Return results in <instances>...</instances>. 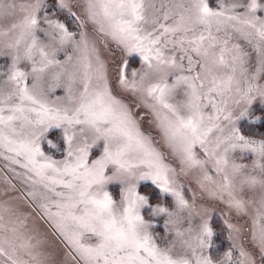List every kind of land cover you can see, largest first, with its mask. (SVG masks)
<instances>
[{
  "label": "snow or ice",
  "instance_id": "snow-or-ice-1",
  "mask_svg": "<svg viewBox=\"0 0 264 264\" xmlns=\"http://www.w3.org/2000/svg\"><path fill=\"white\" fill-rule=\"evenodd\" d=\"M50 8L76 16L68 0H51V5L49 0L19 4L0 0V21L20 14L8 27L0 28V42L10 37L3 48L12 50H0V57L10 60L0 69V155L7 153L5 158L20 164L33 185H41L51 194L39 206L72 248L68 255L78 257L82 264H232L231 250L219 259L209 254L215 242L214 228L207 218L194 223L199 215L195 200L189 204L184 199L176 180L168 175L174 170L163 162L150 137L139 130L129 106L112 94L95 47L91 48L94 70L87 55L74 70L68 68L71 56L64 62L57 59L70 43L77 51L88 52L90 41L84 32L74 40V33ZM83 11L87 21L99 26L97 31L122 46L126 54L139 56L140 67L132 70L131 79L128 61L118 69L117 84L122 91L137 93L145 80L161 77L143 89L152 103H141L154 112L173 154L179 149L182 164L199 167L203 178L211 180L205 168L210 162L217 174H223L224 182L218 187L227 192L226 203L237 212L244 210L245 201L234 195L236 184L249 190L260 186L253 239L258 232L264 256V179L246 173L249 166L236 163L230 155L235 150L249 152L254 156L251 169L264 176V137L245 135L239 125L243 119L252 125L264 121V111L253 112L255 100L264 103V85L254 83L264 73V17L257 15L264 11V4L247 0L228 6L221 3L213 9L208 0H188L187 4L184 0H84ZM213 28L217 33L231 29L250 43L249 38L256 37L257 73L247 75V54L238 44L229 48V40L213 35ZM169 44L174 52L166 57ZM215 46L221 48L218 66L226 70L224 78L212 74L209 66V49ZM175 51L180 53V61L187 59L188 67L181 64L180 74L166 73L165 67H177ZM232 52L235 54L225 59V53ZM196 68L212 75L206 93L200 92L204 87L200 73L192 74ZM237 70L242 79H237ZM185 71L189 74H183ZM57 89L64 95L52 99ZM179 92L183 95L177 100ZM72 104L75 106H68ZM209 106L211 111H206ZM97 143L103 144V150L93 158L90 149ZM42 145L49 152L58 149L63 159L46 155ZM197 146L206 159H197ZM146 180L161 194L174 198L173 210L159 199L153 203L150 191L137 190L139 182ZM113 181L122 186L118 202L107 190ZM209 195L215 193L209 190ZM142 210H148V218ZM159 216L167 217L164 228L171 234L163 247L152 227V218ZM3 230L0 225V264H42L32 252L35 245L22 243L21 254L15 238L4 236ZM86 235L97 243H81ZM236 264H254L251 253L241 249Z\"/></svg>",
  "mask_w": 264,
  "mask_h": 264
},
{
  "label": "rangeland",
  "instance_id": "rangeland-1",
  "mask_svg": "<svg viewBox=\"0 0 264 264\" xmlns=\"http://www.w3.org/2000/svg\"><path fill=\"white\" fill-rule=\"evenodd\" d=\"M13 2L19 4L24 2V0H13ZM49 2L51 5V0H49ZM184 2L187 4L188 0H184ZM208 2L211 8L218 9L221 3L228 6L231 3L243 4L246 3L247 0H208ZM258 2L264 4V0H258ZM68 3L71 7V11L76 14L75 17L68 15L67 11H57L51 8L50 10L56 11V14L66 24L68 30L74 33V40L80 39L81 32L88 35L90 41L89 51H77L74 44L70 43L65 47V50L57 56V59L64 62L67 57L71 56L72 60L68 61V68L69 70H74L81 67V57L87 55L92 64L91 70H94L96 67V60L91 54V48L94 46L99 60L103 64L112 94L129 106L130 112L134 114V118L137 120L139 130L145 136L150 137L152 146L161 154L163 162L174 170L170 171L168 175L170 178L176 180L177 190L184 199L188 201L189 204H192L193 199L195 200V211L198 212L199 215L193 218L194 223L198 224L202 218H207L214 228L215 242L209 250V254L214 259H219L226 251L231 250V262L232 264H236L240 259V250L244 249L251 253L254 264H264V256L260 254L258 232L256 238L253 239V217L256 215V209L259 207L258 201L262 191L260 186L258 185L255 189L249 190L246 187L241 189L239 184H236L232 189L234 195L245 201L244 210L237 212L234 207L230 208L226 203L228 200L227 192L222 191L218 187V185H222L224 182L223 174H217L210 162L205 165V168L211 180H205L203 178V174L199 167H187L186 164H182V154L179 149L173 154L172 148L165 142L162 130L156 125L154 112L141 103V100H147L149 104L152 103L151 98L146 96L143 89H145L149 83L156 82L161 77L154 76L152 80H145L140 86L141 90L137 93L122 91L117 84L118 69L125 61H128L127 76L131 79L132 70L140 67L138 54H126L122 46L118 45L114 40L105 37L103 33L97 31L99 26L94 25L85 18L83 11L84 0H68ZM237 11L242 12L243 9H238ZM257 15L264 17V11H258ZM19 18L20 14L16 13L13 17L0 21V28L8 27L13 20H18ZM169 23H171V21H169ZM229 32L231 33L230 36L228 35ZM212 34L221 39H228L229 48H231L233 44H238L241 50L247 54V63L244 65L248 70L247 75L251 76L253 73H257L259 65L258 54L254 47L256 44L255 36L249 38L251 40L250 43L249 40L240 37L239 34L232 32L231 29H229L228 32L222 31L217 33L215 28H213ZM9 38H5L4 41L0 42V50L11 53L12 50L3 48V43ZM175 38L176 37H173V39ZM173 52L174 46L169 44L165 49V56L171 57ZM220 53V46L209 49L208 62L209 66L212 67V74L216 75L218 78H224L226 70L222 66H218ZM234 54L235 52L231 54L225 53V59H228L230 55ZM179 56L180 53L175 51L177 67L175 69L165 67L166 73L175 72L180 74L181 64L187 69V59L180 61ZM193 59L195 60L197 57L193 55ZM9 62V57H0V69H5ZM21 67H23V65H21ZM196 73H200L201 77L204 79V87L200 89V92L206 93L208 87L211 86L210 81L212 75L200 68H196L192 74L195 75ZM183 74L188 75L189 73L185 71ZM236 77L237 79H242L239 70H237ZM173 79L174 77L169 79L168 82L171 83ZM137 80H139V77H137ZM93 83H95V81H93ZM254 83L264 85V73L259 74ZM63 95V90L57 89L55 95L51 98L55 99L56 96ZM182 95V92L177 93L176 99H181ZM253 95H255V93H253ZM68 106L74 107L75 105L72 104ZM229 107H232L231 103H229ZM160 111L163 112L164 110L160 109ZM206 111H211V107L209 106ZM262 111H264V103H261L259 99L255 100L253 112L259 114ZM239 125L245 135H253L257 139L264 137V121H256L255 124L252 125L248 119H243L239 121ZM54 135L58 137L60 136V132L55 131ZM42 149L45 151L46 155L52 156L53 159H63L58 149L54 153L47 151L46 145H42ZM102 150L103 144L97 143L90 149V155L96 158L100 155ZM194 151L197 159H206L199 149V146H197ZM6 155L7 153H5V155H0V204L4 205V208L0 209V217H2V219H0V225H2L4 229L2 234L15 238V244L21 254H23L24 251L19 248L22 243L30 242L32 245H35L32 252L37 256L38 260L42 261V264H82L78 257L68 255V253L72 252V248L69 243L59 235L52 220L46 216L39 206L42 202H45V197L51 194L46 193L41 185H33L28 179L26 170L22 168L20 164H13L10 160L6 159ZM230 155L236 163L249 166L244 169L246 173L264 179V176H262L258 170H252L250 167L254 159L252 154L247 151L241 152L240 150H235L230 153ZM262 163H264V161H262ZM111 167L112 166H110V168ZM182 167L184 168L183 172L181 171ZM106 172L108 175L112 174L111 171L106 170ZM198 181L204 185L203 188ZM121 187L122 186L116 181L109 182L107 185V190L117 202L120 200ZM137 190L142 193L150 191L153 203H156L159 199L161 203L169 207L170 211L173 210L174 198L170 194H161L151 181H140ZM209 190L213 191L215 195H209ZM30 192L33 193V195H29ZM51 211L54 212L55 207H52ZM183 214L187 216V210H185ZM142 215L148 218V210H142ZM152 219L153 234L157 243L163 247L165 246V241L171 239V234L164 228V221L167 217L159 216L153 217ZM184 227H187V224H185ZM13 229L15 230L14 232L11 231ZM81 243L94 245L97 243V240L94 237L89 239L86 235L81 239ZM24 259L30 260L27 255H24Z\"/></svg>",
  "mask_w": 264,
  "mask_h": 264
},
{
  "label": "trees",
  "instance_id": "trees-1",
  "mask_svg": "<svg viewBox=\"0 0 264 264\" xmlns=\"http://www.w3.org/2000/svg\"><path fill=\"white\" fill-rule=\"evenodd\" d=\"M257 129V128H256ZM261 129V128H260Z\"/></svg>",
  "mask_w": 264,
  "mask_h": 264
}]
</instances>
